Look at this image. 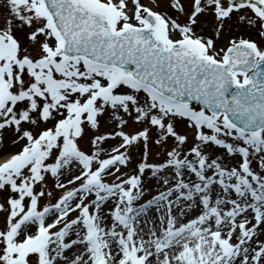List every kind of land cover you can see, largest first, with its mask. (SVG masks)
<instances>
[{
	"label": "snow or ice",
	"instance_id": "6c2138e0",
	"mask_svg": "<svg viewBox=\"0 0 264 264\" xmlns=\"http://www.w3.org/2000/svg\"><path fill=\"white\" fill-rule=\"evenodd\" d=\"M0 264H264V0H0Z\"/></svg>",
	"mask_w": 264,
	"mask_h": 264
}]
</instances>
